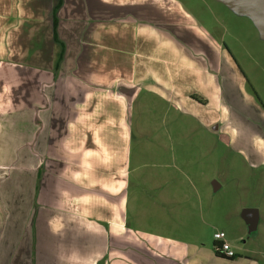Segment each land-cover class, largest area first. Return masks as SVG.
Here are the masks:
<instances>
[{
    "label": "crops",
    "instance_id": "0c3cea01",
    "mask_svg": "<svg viewBox=\"0 0 264 264\" xmlns=\"http://www.w3.org/2000/svg\"><path fill=\"white\" fill-rule=\"evenodd\" d=\"M210 1L0 0V264H107L112 249L141 264H200L179 236L132 230L128 212L166 206L185 178L143 166L172 138L146 122H200L264 162L251 127L261 116L242 113L253 101L238 92Z\"/></svg>",
    "mask_w": 264,
    "mask_h": 264
},
{
    "label": "rangeland",
    "instance_id": "374dc122",
    "mask_svg": "<svg viewBox=\"0 0 264 264\" xmlns=\"http://www.w3.org/2000/svg\"><path fill=\"white\" fill-rule=\"evenodd\" d=\"M210 3V17L218 20L222 41L241 78L238 92L253 101L251 108L246 107L242 113L253 119L255 111L261 116V121L252 122L251 127L264 138V29L242 13L240 7L234 11L213 1ZM242 122L235 123L243 127ZM146 124L154 133L156 130L155 138L166 135L172 138L159 150L158 158L155 155L141 158L143 166L150 167L152 162L158 166L166 164L181 170L185 178L179 175L177 181L174 179L176 195L168 196L166 206L138 203L137 215L128 212L130 228L151 231L155 236L160 232L170 238L179 236L194 247L200 264H264V162L258 161L254 153L240 143L242 139L231 142L225 132L205 129L200 122ZM144 130L151 135L148 129ZM157 139L147 144V151H158ZM136 141L134 138L131 143V168L138 163ZM213 181L218 184L217 188H213ZM135 186L132 181V195ZM149 192L156 198L154 190ZM243 207H253L258 213V225L251 233H247L240 217ZM133 215L140 220L134 222ZM219 230L238 256L232 262L213 257L212 235ZM151 238L154 240L153 236ZM96 241L101 245L105 243L102 238ZM112 251L113 255L106 252L104 256L107 264H141L143 261L139 255L126 250L125 254Z\"/></svg>",
    "mask_w": 264,
    "mask_h": 264
},
{
    "label": "water",
    "instance_id": "95a60500",
    "mask_svg": "<svg viewBox=\"0 0 264 264\" xmlns=\"http://www.w3.org/2000/svg\"><path fill=\"white\" fill-rule=\"evenodd\" d=\"M230 5H237L244 12L264 29V0H224ZM214 188V181H213ZM240 216L246 223L247 233H251L256 229L258 221L257 210L253 207H243L240 210Z\"/></svg>",
    "mask_w": 264,
    "mask_h": 264
},
{
    "label": "built area",
    "instance_id": "2783aa9c",
    "mask_svg": "<svg viewBox=\"0 0 264 264\" xmlns=\"http://www.w3.org/2000/svg\"><path fill=\"white\" fill-rule=\"evenodd\" d=\"M212 236L217 243L216 249L221 255L225 257H231L235 254L234 251L231 249L230 244L223 238V231H215L213 232Z\"/></svg>",
    "mask_w": 264,
    "mask_h": 264
},
{
    "label": "trees",
    "instance_id": "16d2710c",
    "mask_svg": "<svg viewBox=\"0 0 264 264\" xmlns=\"http://www.w3.org/2000/svg\"><path fill=\"white\" fill-rule=\"evenodd\" d=\"M53 38H54L55 43L57 44V53H56V62H55V63H56L55 65H57V61H58V59H59V57H60V55H61V50H62V48H61V43H60L59 40L57 39V37H56V35H55L54 32H53ZM212 247H213L214 254H215L216 256H222V255L217 251V249H216V247H217V243H216L215 240H213ZM234 256H235V255H234ZM234 256H231V257H234ZM227 258H228V257H227Z\"/></svg>",
    "mask_w": 264,
    "mask_h": 264
}]
</instances>
